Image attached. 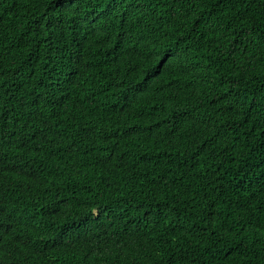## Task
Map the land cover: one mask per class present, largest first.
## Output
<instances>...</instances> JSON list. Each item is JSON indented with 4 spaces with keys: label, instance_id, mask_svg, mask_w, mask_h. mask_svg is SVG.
I'll return each instance as SVG.
<instances>
[{
    "label": "trees",
    "instance_id": "trees-1",
    "mask_svg": "<svg viewBox=\"0 0 264 264\" xmlns=\"http://www.w3.org/2000/svg\"><path fill=\"white\" fill-rule=\"evenodd\" d=\"M0 264H264V0H0Z\"/></svg>",
    "mask_w": 264,
    "mask_h": 264
}]
</instances>
